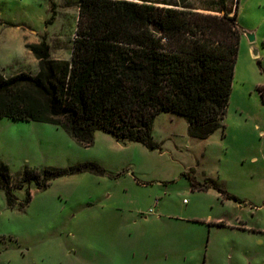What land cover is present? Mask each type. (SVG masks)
<instances>
[{"label": "rangeland", "instance_id": "obj_1", "mask_svg": "<svg viewBox=\"0 0 264 264\" xmlns=\"http://www.w3.org/2000/svg\"><path fill=\"white\" fill-rule=\"evenodd\" d=\"M179 2L218 15L224 7L237 12L242 38L225 129L206 140L191 138L184 118L164 113L153 130L162 150L152 151L103 132L91 147L66 132L26 143V133L2 122L0 160L15 183L26 167L93 162L106 174L62 177L43 191L33 184L24 209L10 208L0 191V264H264V0ZM53 4L59 12L50 22ZM62 5L0 0L6 77L37 71L28 39L47 36L56 57L71 54L78 3ZM192 177L216 180L234 198L193 190ZM15 195L21 204L27 189Z\"/></svg>", "mask_w": 264, "mask_h": 264}, {"label": "trees", "instance_id": "obj_2", "mask_svg": "<svg viewBox=\"0 0 264 264\" xmlns=\"http://www.w3.org/2000/svg\"><path fill=\"white\" fill-rule=\"evenodd\" d=\"M71 59L52 58L47 37L28 48L39 71L6 77L0 69V120L52 124L76 143L91 147L97 132L122 143L162 150L154 140L156 118H184L191 138L206 140L224 130L233 91L242 31L237 12L206 14L127 0H78ZM53 4L52 22L56 15ZM264 100V87H259ZM83 173L105 175L97 163L69 168L26 167L18 182L0 160V191L10 208L24 209L30 186L46 190L54 180ZM192 189L227 191L210 178ZM17 189H27L19 204Z\"/></svg>", "mask_w": 264, "mask_h": 264}, {"label": "crops", "instance_id": "obj_3", "mask_svg": "<svg viewBox=\"0 0 264 264\" xmlns=\"http://www.w3.org/2000/svg\"><path fill=\"white\" fill-rule=\"evenodd\" d=\"M63 1H64V5H62V6H65V8L68 9L69 5L74 4V3L76 4V2L78 0H76V2H75V0H63ZM127 1L136 2V3H139V4L145 3V4H148V5H156V6H160V7H174V8H180V9L184 8V6H182V4L179 2L180 0H177L178 1L177 5L171 4L169 2L171 0H147L146 2H142V1H139V0H127ZM191 9L193 11L206 13V14H217L213 10L205 8V7L200 6V5L198 7H196V8H191ZM76 10H77V13L79 15V7L78 6H77ZM55 11H56V15H57L58 12H59L58 11V6H56V10ZM222 14H224V12ZM56 15H55V17H56ZM77 20H78V18H77ZM75 33H76V31H75ZM40 41H41V37L38 40H29L28 39L26 41V48L30 51V55H33V63L37 65V71L33 75L37 74L38 71H39V62H38L37 58L34 56V54L31 52V50L28 48V45L29 44H38ZM73 41H74V38H73ZM47 42L49 43V45L51 47L52 58L58 59V60H67V61H69L71 59V54L67 58H62V57L60 58L59 56L56 57V55L53 52V47H52L51 40L48 41V38H47ZM71 53H72V51H71ZM0 69L3 71V73L5 72L4 71L5 70L4 67H0ZM4 75H5V73H4ZM5 121H7L9 123H3L4 124L3 125L4 129L5 128L14 129L16 131H20V133H22V132L26 133L27 137H30V138H25V139L22 137V140L24 139V141L26 143H28L27 140H30L32 137L40 142L43 139H45L44 137H45V135L47 133H48V135L58 136V137H62V136H64L63 134H65V131L62 128L57 127V126L52 125V124L39 123V122H25V121H17V120H12V119H8V118H3V119L0 120V138H1V134H2L1 129L3 128V127L1 128V123L5 122ZM4 129H2V130H4ZM98 133L99 132H97L95 136H99ZM155 219L160 220L161 218L160 219L155 218ZM148 221L149 220H146L144 222H148Z\"/></svg>", "mask_w": 264, "mask_h": 264}, {"label": "water", "instance_id": "obj_4", "mask_svg": "<svg viewBox=\"0 0 264 264\" xmlns=\"http://www.w3.org/2000/svg\"><path fill=\"white\" fill-rule=\"evenodd\" d=\"M251 39L253 40V37Z\"/></svg>", "mask_w": 264, "mask_h": 264}]
</instances>
